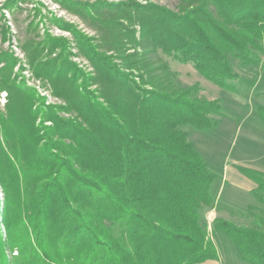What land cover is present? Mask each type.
Listing matches in <instances>:
<instances>
[{"label": "trees", "instance_id": "16d2710c", "mask_svg": "<svg viewBox=\"0 0 264 264\" xmlns=\"http://www.w3.org/2000/svg\"><path fill=\"white\" fill-rule=\"evenodd\" d=\"M108 10L95 9L92 17L104 33L100 44L90 45L95 68L90 79L98 85L97 95L82 94L86 101L80 104L60 87L88 128L57 116L45 118L59 126L50 129L70 142L50 140L35 124L32 96L24 99L18 93L10 99L12 110L15 103L20 111L25 104L30 119L4 125L7 140L14 143V159L0 152L15 182L22 172L27 183V221L21 220V227H31L34 242L29 239L30 255L23 251V260L200 264L218 259L203 212L205 207L224 208L210 192L218 175L197 150L189 128L216 126L220 118L215 116H224L221 100L200 97L199 85L182 84L151 51L177 53L208 80L236 91L240 75L233 59L256 66L264 57V0H180L176 10L128 0ZM115 57L125 63L127 73L112 63ZM63 62L46 63L44 71L59 68L58 80L64 67H74L67 56ZM257 111L264 123V105ZM14 160L23 161L25 169L16 170ZM239 170L257 184L252 194L264 204V171ZM9 181L0 175L4 190L11 192ZM6 210L8 217L9 205ZM245 214L253 218L250 226L215 218L212 232L225 231L245 264H264V208L250 205Z\"/></svg>", "mask_w": 264, "mask_h": 264}, {"label": "rangeland", "instance_id": "374dc122", "mask_svg": "<svg viewBox=\"0 0 264 264\" xmlns=\"http://www.w3.org/2000/svg\"><path fill=\"white\" fill-rule=\"evenodd\" d=\"M137 1L143 4L163 5L174 10L180 3V0ZM122 2H128V0H0L1 155L8 154L14 159L12 152H15L12 150L13 141L7 140L4 125L10 124V122L14 123L17 118V121H20L22 125L30 123L29 116L27 113L24 114L25 108H27L25 104L22 111L19 106L16 107V103L14 110H12V104L9 105L10 99L16 98L18 93L24 94L26 96L24 99L32 96L31 107L37 112L35 124L39 126L40 134L50 140H61L62 143L70 142L69 139L61 138L55 130L50 129L54 127L58 129L59 126H56L52 119L45 118L57 116L71 122V126L81 124L83 127H89L85 123L84 117L62 95L60 87L65 89L66 94L69 95L71 92L72 96L75 95L72 99L76 102L80 101V104L86 101L81 98L82 94H85L87 98H95L98 85L90 79L95 75V68L89 55L90 45L100 44V37L104 33L96 29L97 25L95 24L98 23L94 22L92 17L97 14L95 9L101 7L105 10H114ZM125 24L128 22L125 21ZM135 27L140 29L139 25ZM137 35L140 33L138 32ZM133 51L134 49H131L127 53ZM151 52L152 57L159 56L169 64L170 69L177 74L176 79L182 84L199 85L200 97L209 101L221 100L224 116H215V118H220V121L223 118L226 121L221 127L219 121L216 126L205 130L196 137L197 143L203 146L205 155L210 157V161L207 162L211 163V168L222 167L229 158H241L263 165L264 144L258 139L262 133L258 126L260 124L264 126V124L258 114L257 107L259 104L264 105V57L261 64L256 66H242L233 59L234 69L240 77L236 81V91H232L208 80L197 71L192 62L182 61L177 53L169 55L161 49ZM106 53L116 55L115 51ZM61 54L63 55L62 59ZM66 56L68 61L74 64V67H60L63 69L58 80L55 76H57L59 68H53L52 72L47 71L48 73L44 71V68L47 67L46 63L56 61L62 65L63 58ZM111 61L119 65L126 73L129 71L125 63L118 57ZM69 78L74 79L73 83L69 81ZM70 87L74 92L71 90L67 92ZM99 100L105 104L103 99ZM15 109H18L17 114ZM23 115L24 119H22ZM231 125L239 126V128L233 129ZM250 131L254 133L250 135ZM44 142L46 140L41 143ZM211 158L216 163L215 167ZM14 164L13 166L19 171L26 167L23 161L14 160ZM12 174L13 170L10 168L9 162L6 157L2 156L0 175H6L10 180L8 184L11 192L4 190L0 182V264H29L28 260L24 262L22 252L27 250L25 252L30 255L29 239H33L34 242V236L31 227L28 231L21 227V220L26 219L25 212L29 202L27 183L22 172L17 182H15L17 177ZM254 204L261 209L264 208V204L255 197L254 203L251 205ZM8 205L11 214L9 213L10 215L8 214L7 217ZM247 211L248 209L229 211L231 214L226 220L233 221L238 225L250 226L253 218L245 214ZM203 212L209 221L216 216L213 208L205 207ZM13 219L16 220V223ZM223 234L225 237L218 239L223 264H245L237 248L229 247L227 233ZM232 243L235 246L233 241Z\"/></svg>", "mask_w": 264, "mask_h": 264}, {"label": "crops", "instance_id": "0c3cea01", "mask_svg": "<svg viewBox=\"0 0 264 264\" xmlns=\"http://www.w3.org/2000/svg\"><path fill=\"white\" fill-rule=\"evenodd\" d=\"M225 121L226 120H223V118L221 119L220 127L223 125ZM231 126L233 127V129L239 128V126L237 127H234L233 125ZM258 127L260 133L262 132L260 137H258V139L264 144V126L260 124ZM208 129L210 128H206L202 130L189 128L190 138L194 142L197 150L200 152V154L202 155V157H204L206 161H210L209 160L210 157L208 155L207 156L205 155V152L203 151L202 148L203 146L197 143L198 140L196 139V137H198L199 135H201L200 133H203L205 130ZM250 132H251L250 135L254 133L252 131ZM211 161L213 162V165L215 167L216 163H214L213 158H211ZM208 164L209 167L211 168V163L208 162ZM239 167H248V168L264 171V164L262 165L259 163L248 162L241 158H234V159L229 158L226 160V163L222 167H215V169L211 168L218 175V177L212 183L210 187V192L214 197L217 198L218 202H220L224 206V209L221 210L217 208H213L214 211L216 212V216L213 217L211 221L207 220L209 224V229L212 233L211 234L212 240L216 245L217 250H219L218 252L219 258L207 260L200 264H223L218 239L225 237L223 233L226 232L223 230L217 231L215 233L212 232L214 219L215 218L227 219L228 216H230L231 214L229 212V209H233L235 211H239V210L245 211L246 209L249 208L251 204L254 203V196L252 194V190L256 188L257 184L252 179H250L245 174H243L239 170ZM208 208H212V207H208ZM227 239H229L227 240L229 247L234 249L236 245L235 246L233 245L232 240L229 236H227Z\"/></svg>", "mask_w": 264, "mask_h": 264}]
</instances>
